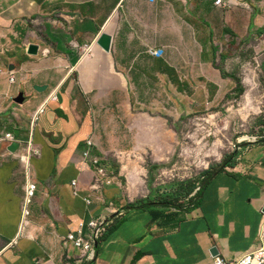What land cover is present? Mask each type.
<instances>
[{"label":"crops","instance_id":"obj_1","mask_svg":"<svg viewBox=\"0 0 264 264\" xmlns=\"http://www.w3.org/2000/svg\"><path fill=\"white\" fill-rule=\"evenodd\" d=\"M215 1L0 0V138L12 133L20 146L0 144V264H74L80 251L64 236L90 219L108 225L82 264H213V248L237 259L259 246L264 152L203 176L199 191L193 181L152 186L178 133L237 88L220 59L264 34V0ZM29 142L36 190L21 229L27 177L17 156ZM135 151L148 154L144 169ZM93 158L111 175L97 189Z\"/></svg>","mask_w":264,"mask_h":264},{"label":"rangeland","instance_id":"obj_2","mask_svg":"<svg viewBox=\"0 0 264 264\" xmlns=\"http://www.w3.org/2000/svg\"><path fill=\"white\" fill-rule=\"evenodd\" d=\"M231 53V58L220 59V64L235 74L243 94L239 95L237 89L223 94L195 115V125L187 124V129L178 133L175 153L162 162L167 165L151 172L152 186L200 183L203 176L217 171L236 153L239 155L235 164H239L251 158L254 150L264 152V34L249 37ZM139 154L145 159L136 163L135 168L144 169L150 159L145 152L133 153L136 158ZM122 183L126 187L125 179ZM137 197L136 194L133 198ZM153 208L151 205L147 210Z\"/></svg>","mask_w":264,"mask_h":264},{"label":"built area","instance_id":"obj_3","mask_svg":"<svg viewBox=\"0 0 264 264\" xmlns=\"http://www.w3.org/2000/svg\"><path fill=\"white\" fill-rule=\"evenodd\" d=\"M153 1V0H151ZM233 2L225 3L222 0H216L215 4L231 6ZM148 52L153 56H161L162 51L149 49ZM15 78H11V82H14ZM16 142V137L12 133H7L0 138V144H13ZM87 146H91L92 142L90 139L86 141ZM20 147V146H19ZM19 149V148H18ZM39 151L32 147L31 143L27 144V147L20 152L17 156L19 162L22 164L25 176L27 177V183L25 186V196L22 204V215H21V229L29 224L30 216V202L34 196L36 190V184L30 180V160L34 156H38ZM84 157L88 156V152L83 153ZM91 164L94 169V182L90 186L94 189L99 188L100 183L109 184L111 182V175L108 172L107 166L100 162L99 159H91ZM225 170L232 171V167L227 166ZM204 179V177L202 178ZM71 184L76 185V180H72ZM201 189V184L197 185V191ZM76 193V191H74ZM86 202L88 200L86 199ZM111 205V203H109ZM122 212H117V215H121ZM108 221L103 220H93L90 219L87 222L80 221L78 222L76 228L72 231H69L65 234L64 240L71 244L74 248L80 251V254L74 259V264H82L87 261H91L94 258L95 254V245L102 239ZM213 264H264V224L259 236V246L256 247L253 251L245 253L237 259H226L221 256H215Z\"/></svg>","mask_w":264,"mask_h":264},{"label":"water","instance_id":"obj_4","mask_svg":"<svg viewBox=\"0 0 264 264\" xmlns=\"http://www.w3.org/2000/svg\"><path fill=\"white\" fill-rule=\"evenodd\" d=\"M110 40H111V38H110L109 35H107V34H101L100 37H99V39H98V41H97V45L102 50L108 51L109 50V47H110ZM37 49H38V47L36 45H30L28 54L29 55H33V56L36 55L37 54ZM34 89L35 90H38V89H40V87H36L35 86ZM41 90H43V89H41ZM24 101H25V97H24V94L23 93L19 94L14 99V102L17 103V104H23ZM18 148H19L18 143H13V144L10 145L9 151L10 152H16L18 150ZM262 212L264 213V208H263V211ZM211 254L214 255V256H217L218 255L217 249L216 248H213L211 250Z\"/></svg>","mask_w":264,"mask_h":264},{"label":"trees","instance_id":"obj_5","mask_svg":"<svg viewBox=\"0 0 264 264\" xmlns=\"http://www.w3.org/2000/svg\"><path fill=\"white\" fill-rule=\"evenodd\" d=\"M236 81H237V92L239 95H242L243 92H244V89H243V86L240 85V83L238 82V79L235 78ZM238 153L234 154L232 158H230L224 165H222L218 170L222 169L225 170V167L227 166H233L235 164V161L236 159L238 158ZM167 164L163 163V164H157V165H154L153 168H156V167H165ZM194 187H189V188H184V192H185V195H189L192 191H193Z\"/></svg>","mask_w":264,"mask_h":264}]
</instances>
